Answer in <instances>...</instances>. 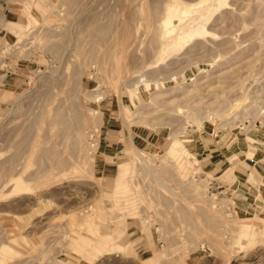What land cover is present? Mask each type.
Listing matches in <instances>:
<instances>
[{
    "label": "rangeland",
    "instance_id": "rangeland-1",
    "mask_svg": "<svg viewBox=\"0 0 264 264\" xmlns=\"http://www.w3.org/2000/svg\"><path fill=\"white\" fill-rule=\"evenodd\" d=\"M63 254L264 264V0H0V264Z\"/></svg>",
    "mask_w": 264,
    "mask_h": 264
},
{
    "label": "crops",
    "instance_id": "crops-1",
    "mask_svg": "<svg viewBox=\"0 0 264 264\" xmlns=\"http://www.w3.org/2000/svg\"><path fill=\"white\" fill-rule=\"evenodd\" d=\"M138 238V237H137ZM135 246V250H134V257H138L140 260H148V259H152L154 258L155 252L152 248H150L148 246L149 242L147 241V239L145 240V242L143 243L141 238L135 239L134 241H132ZM137 245V246H136ZM73 254V253H70ZM157 256V255H155ZM144 257V258H142ZM61 259H64L66 262H68L69 264H91L90 262L84 260L85 263H83V261H81V259H77L75 256L73 255H68V257L63 254L61 255Z\"/></svg>",
    "mask_w": 264,
    "mask_h": 264
},
{
    "label": "bare ground",
    "instance_id": "bare-ground-1",
    "mask_svg": "<svg viewBox=\"0 0 264 264\" xmlns=\"http://www.w3.org/2000/svg\"><path fill=\"white\" fill-rule=\"evenodd\" d=\"M204 28V27H203ZM193 32V31H192ZM197 33V32H196ZM187 37V36H186Z\"/></svg>",
    "mask_w": 264,
    "mask_h": 264
}]
</instances>
